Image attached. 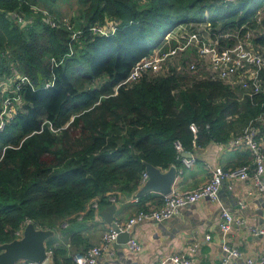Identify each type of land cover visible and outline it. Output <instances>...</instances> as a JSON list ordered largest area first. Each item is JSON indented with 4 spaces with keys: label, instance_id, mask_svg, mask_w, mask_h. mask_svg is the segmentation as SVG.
Returning <instances> with one entry per match:
<instances>
[{
    "label": "trees",
    "instance_id": "obj_1",
    "mask_svg": "<svg viewBox=\"0 0 264 264\" xmlns=\"http://www.w3.org/2000/svg\"><path fill=\"white\" fill-rule=\"evenodd\" d=\"M58 1L0 0V82L16 71L34 85L20 89L23 107L0 130V150L7 146L0 159V243L15 238L26 221L60 228L112 186L134 191L143 161L179 166L182 150L224 142L261 111L238 85L202 69L187 72L185 65L196 60L192 50L181 53L179 67L121 83L181 24L210 22L241 32L244 24L264 45V19L255 21L264 0H76L68 19L80 33L70 55V29L49 25L32 7L61 17L52 7ZM107 21L117 22L112 34L91 31ZM52 57L62 61L51 68ZM260 79L264 87V68ZM45 119L59 129L42 125ZM80 242L71 236V243ZM63 254L52 247L53 264Z\"/></svg>",
    "mask_w": 264,
    "mask_h": 264
},
{
    "label": "built area",
    "instance_id": "obj_2",
    "mask_svg": "<svg viewBox=\"0 0 264 264\" xmlns=\"http://www.w3.org/2000/svg\"><path fill=\"white\" fill-rule=\"evenodd\" d=\"M32 7L44 13L45 21L49 25L58 26L63 24L70 29V52L67 53V55H70L72 53L71 41L79 35L80 31L72 29L68 17H57L39 5H32ZM263 19L264 7L260 8L255 15L257 24L262 23ZM18 22L22 25L25 23L21 15L18 16ZM241 28H245V31L241 32L240 29L221 30L212 26L210 22L178 25L165 32L161 45L133 65L129 74L121 84L133 82L145 73L165 72L170 66L179 67L178 62L170 63L173 60L178 61L181 53L187 52L188 50L194 51L196 60H191L185 65L184 69L187 72L194 73L196 70L202 69L211 79H219L231 85H238L247 94V97L250 98L252 103H260V113L250 118L243 129L239 133L231 135L225 144L229 148L246 147L251 155L250 161L233 168L212 167L208 179L204 183L191 189L180 191L172 188L169 193L161 195V203L158 207L140 208L134 214L130 215L125 223H117V228H110L103 232L99 244L92 245L83 251L75 252L72 256L71 264H94L101 252L111 243L117 241L119 232L128 231L137 222L144 219L157 221L167 219L178 213L182 206L194 203L201 198L216 201L218 199L219 189L224 181L251 179L259 191L264 192V184L262 182L264 152L257 138L259 127L264 129V87L260 79V71L264 68V45L260 46L254 41V30L244 24ZM90 29L99 34H112L117 29V22L107 21L102 25H94ZM165 45H167L166 48ZM61 61L62 59L57 61L52 57L50 59V67L52 68ZM24 86L34 89L30 78L16 71L7 75L0 82L2 92L0 100V130L13 116L19 108V105L22 104L19 91ZM44 124H47L51 131H57L59 129L54 128L47 119L43 121L42 125ZM6 147L4 146L0 150V159ZM178 149L180 150V147ZM183 162L186 166H190L194 162V157H183ZM145 179L146 175L143 172L142 182ZM134 200L137 201V197ZM93 206L96 207L97 203H94ZM233 223L240 224L243 223V220L228 211H222L219 227L224 234L223 237L229 233L231 224ZM23 226L16 231V237L21 235ZM251 230L255 234H264V223L259 227H252ZM223 239L221 247L224 256L220 264H230L233 257L240 255V251L236 247H231L225 238ZM127 245L132 251L140 249L139 242L134 238H129ZM47 254L48 257L51 255L50 249H47ZM166 262L191 264L190 259L178 255L158 259L154 264H166ZM259 262L260 264H264V257ZM15 264L50 263H47L46 260L40 263L19 260ZM245 264H254V261L247 259Z\"/></svg>",
    "mask_w": 264,
    "mask_h": 264
},
{
    "label": "crops",
    "instance_id": "obj_3",
    "mask_svg": "<svg viewBox=\"0 0 264 264\" xmlns=\"http://www.w3.org/2000/svg\"><path fill=\"white\" fill-rule=\"evenodd\" d=\"M61 1L52 7L58 11ZM43 5L46 6L44 1ZM257 138L264 152V129L261 127ZM226 141L211 140L203 146H195L192 152L186 151L190 153L189 157H194L190 166L184 164L182 150L178 157L181 165L174 164L181 173L173 188L180 191L191 189L208 179L212 167L233 168L250 160L251 155L246 147L229 148L225 145ZM262 178L264 184V172ZM141 184L142 180L132 192L112 186L103 196L90 200L85 209L69 222L63 221L60 228L53 229L55 234L47 241V249L55 247L65 250V254L58 255V264H66L71 259L64 258H71L75 252L100 243L102 233L111 228L99 213L106 206L115 204L113 219L117 223H125L140 208L158 207L161 203L160 193L150 191L141 196L135 194ZM94 203H97L96 207ZM222 211H228L243 220V223L231 224L225 237L219 227ZM263 223L264 192L259 191L251 179L227 180L221 185L216 201L201 198L182 206L178 213L167 219H144L133 224L128 229L129 238L136 239L140 249L132 251L126 245L127 242L117 240L101 252L94 264H154L158 259L171 255L186 257L191 260V264H220L224 256L221 247L223 238L240 251V255L233 257L230 264H245L247 259L260 264V259L264 257V234H255L251 228ZM72 235H79L81 242L71 243ZM46 262L53 264L52 255Z\"/></svg>",
    "mask_w": 264,
    "mask_h": 264
},
{
    "label": "water",
    "instance_id": "obj_4",
    "mask_svg": "<svg viewBox=\"0 0 264 264\" xmlns=\"http://www.w3.org/2000/svg\"><path fill=\"white\" fill-rule=\"evenodd\" d=\"M183 157H189L190 153L182 151ZM146 179L136 191L137 196L153 191L161 195L169 193L176 178L181 173L177 166L171 164L163 170L146 161H143ZM115 204H110L99 213L102 219L111 228H117V222L113 219ZM55 231L52 228L38 227L32 221L25 222L21 235L10 241L0 243V264H15L19 260L43 262L47 259V241L53 237ZM129 232H119L117 240L126 243L129 239ZM127 245V243H126Z\"/></svg>",
    "mask_w": 264,
    "mask_h": 264
},
{
    "label": "rangeland",
    "instance_id": "obj_5",
    "mask_svg": "<svg viewBox=\"0 0 264 264\" xmlns=\"http://www.w3.org/2000/svg\"><path fill=\"white\" fill-rule=\"evenodd\" d=\"M59 13H61L62 16H66V17H70L75 11H76V8H77V5H76V0H63L59 3ZM165 28H161L159 33L161 34L162 32H164ZM264 30V29H263ZM158 33V35H159ZM260 34V32H258V35ZM157 35V36H158ZM177 60H173L170 64L172 63H176ZM162 72V71H161ZM22 104L19 105V109L22 108ZM263 180V178H262Z\"/></svg>",
    "mask_w": 264,
    "mask_h": 264
}]
</instances>
